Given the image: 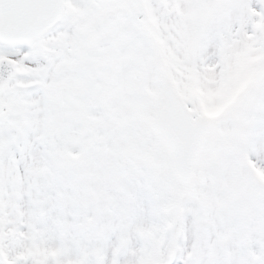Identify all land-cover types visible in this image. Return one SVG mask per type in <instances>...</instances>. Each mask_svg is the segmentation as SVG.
<instances>
[{"label":"snow or ice","instance_id":"1","mask_svg":"<svg viewBox=\"0 0 264 264\" xmlns=\"http://www.w3.org/2000/svg\"><path fill=\"white\" fill-rule=\"evenodd\" d=\"M0 264H264V0H0Z\"/></svg>","mask_w":264,"mask_h":264}]
</instances>
